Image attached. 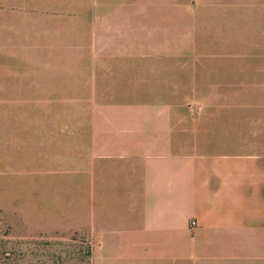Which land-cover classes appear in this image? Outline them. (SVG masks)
Returning a JSON list of instances; mask_svg holds the SVG:
<instances>
[{
	"label": "crops",
	"instance_id": "obj_1",
	"mask_svg": "<svg viewBox=\"0 0 264 264\" xmlns=\"http://www.w3.org/2000/svg\"><path fill=\"white\" fill-rule=\"evenodd\" d=\"M5 152L89 264H264V0H0Z\"/></svg>",
	"mask_w": 264,
	"mask_h": 264
},
{
	"label": "rangeland",
	"instance_id": "obj_2",
	"mask_svg": "<svg viewBox=\"0 0 264 264\" xmlns=\"http://www.w3.org/2000/svg\"><path fill=\"white\" fill-rule=\"evenodd\" d=\"M26 68L27 63L21 62V71ZM26 113V106L21 105V117H26ZM22 153L19 157L6 156V152V157L0 156V264H89L90 245L85 229L47 232L28 222L27 205L34 196L30 182L42 175L29 171L28 158ZM40 192L43 194V190ZM12 204L18 211L6 212Z\"/></svg>",
	"mask_w": 264,
	"mask_h": 264
},
{
	"label": "built area",
	"instance_id": "obj_3",
	"mask_svg": "<svg viewBox=\"0 0 264 264\" xmlns=\"http://www.w3.org/2000/svg\"><path fill=\"white\" fill-rule=\"evenodd\" d=\"M191 225H193L194 224V222L193 221H191V223H190Z\"/></svg>",
	"mask_w": 264,
	"mask_h": 264
}]
</instances>
